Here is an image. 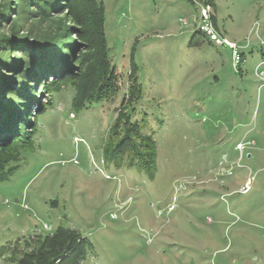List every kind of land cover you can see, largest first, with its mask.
I'll use <instances>...</instances> for the list:
<instances>
[{"label": "rangeland", "instance_id": "rangeland-1", "mask_svg": "<svg viewBox=\"0 0 264 264\" xmlns=\"http://www.w3.org/2000/svg\"><path fill=\"white\" fill-rule=\"evenodd\" d=\"M102 1L119 91L77 110L66 82L84 95L95 54L83 3L54 0L44 11L0 0V34L15 21L18 36L48 32V59L66 67L40 74L17 126L38 130L0 181V264H18L59 227L89 241L83 264H264V0H213L210 22L239 47V62L208 37L190 45L202 21L189 0ZM132 62L142 86L132 118L158 146L153 178L104 155Z\"/></svg>", "mask_w": 264, "mask_h": 264}, {"label": "trees", "instance_id": "trees-1", "mask_svg": "<svg viewBox=\"0 0 264 264\" xmlns=\"http://www.w3.org/2000/svg\"><path fill=\"white\" fill-rule=\"evenodd\" d=\"M24 1L28 5H35L44 11L47 10L45 8L48 6L50 8L54 5V0ZM80 1L83 3L87 15L86 18H83L88 26L84 35L89 42V47L95 54L91 83L84 87V95H81L79 84L75 80L69 79L66 82L67 85L74 87L72 106L77 110L86 109L93 103L109 101L119 91L115 66L110 63L106 43L103 1ZM189 1L193 3L192 0ZM207 3L211 4V9H214L213 0H207ZM19 30L18 21H15L9 34H0V153L3 154L2 157L7 155L4 156L6 160L0 158V181L8 177L12 168H16V166H10L9 163L19 158L20 150L33 146L37 127L34 131H24L23 129L27 121L25 113L33 99L32 85L37 83L41 77L40 74L54 78L61 75L62 70L66 69L64 64L59 65V63L48 59L46 48L54 43L53 37L48 32L43 35H33L23 31L18 36ZM204 36L197 30L190 45L200 46ZM5 48H9V51H13L14 48L15 50L16 48L21 49L23 54L18 55L19 57L17 55L10 57ZM35 68L40 69L39 74ZM131 76L132 81L128 95H124L119 112L109 129V139L104 147V155L109 161L117 165H121L127 158L128 166L136 165L140 170H144L150 178H153L157 172V142L153 133L142 131L145 125L143 121L132 118V113L135 110L133 105L142 96V86L138 82L137 67L134 63ZM63 84L64 81H60L51 86V95L59 92ZM45 87L46 84L43 85V88ZM45 109H47V105L43 107V110ZM20 122L23 123V127L18 129L17 126ZM38 242L37 250L22 256L18 260V264H31L32 262L83 264L88 247H90L88 246L89 241L80 233L63 227H59L55 232L44 236Z\"/></svg>", "mask_w": 264, "mask_h": 264}, {"label": "built area", "instance_id": "built-area-1", "mask_svg": "<svg viewBox=\"0 0 264 264\" xmlns=\"http://www.w3.org/2000/svg\"><path fill=\"white\" fill-rule=\"evenodd\" d=\"M192 2L197 6L202 21L197 24V29L206 37H208L211 41L228 45L233 50L234 59L237 62L241 61L242 55L239 53V47L228 39L221 37L212 26L210 22L211 6L207 3V0H192ZM262 64H264V59H262V61L260 62V65ZM260 76L262 77L264 84V70L260 71Z\"/></svg>", "mask_w": 264, "mask_h": 264}]
</instances>
